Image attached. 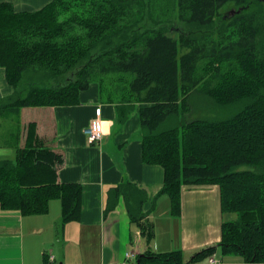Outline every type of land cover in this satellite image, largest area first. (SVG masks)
I'll use <instances>...</instances> for the list:
<instances>
[{"label": "trees", "instance_id": "trees-1", "mask_svg": "<svg viewBox=\"0 0 264 264\" xmlns=\"http://www.w3.org/2000/svg\"><path fill=\"white\" fill-rule=\"evenodd\" d=\"M229 7L242 10L224 19ZM0 69L13 89L0 99L2 115L76 105L96 82L104 94L113 77L104 98L121 124L139 105L142 161L163 170L171 212H180L183 186H218L221 212L233 217L217 245L189 262L179 251L147 250L137 264L217 252L264 264V0H50L29 11L0 0ZM195 103L236 109L203 118ZM57 158L36 139L0 161V209L40 215L59 200L62 221L78 219L81 186L57 181ZM120 197L149 243L145 193L125 181L109 189L106 210Z\"/></svg>", "mask_w": 264, "mask_h": 264}, {"label": "crops", "instance_id": "crops-1", "mask_svg": "<svg viewBox=\"0 0 264 264\" xmlns=\"http://www.w3.org/2000/svg\"><path fill=\"white\" fill-rule=\"evenodd\" d=\"M4 1L25 10L14 5L24 0ZM99 89L92 84L73 106L0 113V161L14 160L17 149L40 140L59 157L57 181L82 189L74 220L62 221L59 200L51 201L40 215L0 209V264H136L147 250L179 251L189 262L195 253L219 243L222 222L233 216L221 212L218 186H183L180 212L173 214L168 196L160 194L163 170L142 161L139 105L121 124L116 104L107 102ZM12 91L0 69V99ZM98 108L104 134L98 144H89L83 130ZM125 181L145 193L141 210L153 225L149 243L130 221L121 197L114 209L106 210L109 189ZM127 252L134 257L126 259ZM212 259L218 264H259L219 252L187 264H210Z\"/></svg>", "mask_w": 264, "mask_h": 264}, {"label": "rangeland", "instance_id": "rangeland-1", "mask_svg": "<svg viewBox=\"0 0 264 264\" xmlns=\"http://www.w3.org/2000/svg\"><path fill=\"white\" fill-rule=\"evenodd\" d=\"M19 1V0H18ZM49 2V0H24V1H19L17 3H15L14 5L17 7V8H24L25 11H29V10H37V9H40L41 7H43L44 5H46L47 3ZM41 3V4H39ZM169 2H167L168 4ZM231 9V7H229L228 9H225L226 10H229ZM162 9L159 8L158 6L155 8V11H156V15L155 16L157 18V20L161 21V22H165L166 20H168L170 18V16L168 15V12L166 11L165 13L163 11H161ZM224 10H222L223 12ZM154 12V11H153ZM149 24H150V20L148 21ZM175 31H173L172 33H174ZM173 37L177 38L178 36L176 34H172ZM113 77H111L109 79V82H105V88H104V94H103V97L107 94L110 93L111 89L114 88V87H117V85L113 82ZM113 82V83H112ZM117 82V81H116ZM97 83V82H96ZM95 83V84H96ZM117 97V96H116ZM200 111V117H203V118H210V119H213V118H222L223 116H228L230 114H233L235 111L236 108L234 106H231L229 108H220V107H216L214 106H206V105H201L200 103H195ZM236 106V105H235ZM132 112V111H131ZM144 217H146L144 215ZM149 221V220H148Z\"/></svg>", "mask_w": 264, "mask_h": 264}, {"label": "built area", "instance_id": "built-area-1", "mask_svg": "<svg viewBox=\"0 0 264 264\" xmlns=\"http://www.w3.org/2000/svg\"><path fill=\"white\" fill-rule=\"evenodd\" d=\"M83 133L86 137V140L89 144H98L103 137V128L100 121V109H96V116L92 119L89 124L84 128ZM126 259H131L134 255L130 252L125 254ZM219 261L212 259L210 264H218ZM137 264V263H136Z\"/></svg>", "mask_w": 264, "mask_h": 264}, {"label": "water", "instance_id": "water-1", "mask_svg": "<svg viewBox=\"0 0 264 264\" xmlns=\"http://www.w3.org/2000/svg\"><path fill=\"white\" fill-rule=\"evenodd\" d=\"M241 10H242V8H238V9H234V8H233V9H231L230 11L224 13V14H223V18H224V19H229V18L233 17L235 14L240 13Z\"/></svg>", "mask_w": 264, "mask_h": 264}, {"label": "flooded vegetation", "instance_id": "flooded-vegetation-1", "mask_svg": "<svg viewBox=\"0 0 264 264\" xmlns=\"http://www.w3.org/2000/svg\"><path fill=\"white\" fill-rule=\"evenodd\" d=\"M231 9H233V8H231ZM231 9L224 11L223 14L226 13V12H228V11H230Z\"/></svg>", "mask_w": 264, "mask_h": 264}]
</instances>
